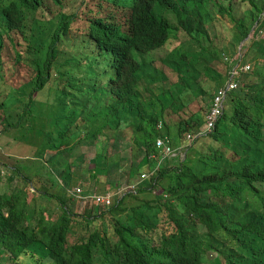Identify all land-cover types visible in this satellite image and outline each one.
Masks as SVG:
<instances>
[{"label": "trees", "instance_id": "16d2710c", "mask_svg": "<svg viewBox=\"0 0 264 264\" xmlns=\"http://www.w3.org/2000/svg\"><path fill=\"white\" fill-rule=\"evenodd\" d=\"M209 2L90 0L94 10L82 14L69 10L63 0H0V63L13 37L22 39L26 52L37 55L30 58L26 82L11 86L12 108L8 97L0 100V124L4 132L28 127L26 134H35L31 142L41 140L40 155L47 166L52 165L63 191L50 192L52 185L20 170L21 158L0 150V164L11 172L8 185L17 177L22 183L11 191L0 188V264H23L25 255L32 256L34 264H93L94 249L108 264H204L208 251L216 253V264L221 260L264 264V197L259 189L264 187V17L254 31L258 37L254 68L240 73L239 85L230 91L213 131L190 141L188 135L195 137L201 131L203 111L212 99L206 84L221 85L236 64L234 56L222 60L206 47L211 43ZM81 20L83 51L59 62V55L68 54L63 46L73 41L72 27ZM180 31L197 50L177 47L160 56ZM239 35L240 41L245 40L249 29L242 27ZM217 58L224 70L212 66ZM22 59L17 50L14 65ZM56 63L62 79L55 92L60 108L49 107L46 130L25 126V119L44 117L35 93L52 80L50 71ZM67 64L71 65L67 70L59 68ZM191 96L193 101L188 100ZM200 97L207 98V106ZM18 102L21 113L15 114ZM67 105L71 110L65 114ZM125 123L131 126L125 128ZM123 130H128L126 135ZM106 131L114 132L113 138ZM99 136L106 141L99 140L101 152L95 153L91 164L79 154L61 168L62 155L69 154L70 160L80 142L97 141ZM165 136L174 148L184 149L185 158L176 156L177 164L173 158L165 159L156 170L161 157L156 141ZM119 147L130 148L133 171H121V157L111 159ZM191 148L199 155L194 164L186 154ZM46 150L52 151L47 158ZM83 173L99 195L124 193L107 210L89 201L79 215L73 210L76 202L82 204L78 197L90 195L89 186L82 185ZM143 174L148 177L141 181ZM123 180L127 187L122 190ZM136 184L139 187L132 192ZM246 193L256 197L258 205L245 202ZM35 197L41 202L36 203ZM47 199H56L62 210L59 220L50 219L53 214L42 204ZM109 214L114 241L108 228L89 230L98 219L103 226ZM79 219L84 230L70 243Z\"/></svg>", "mask_w": 264, "mask_h": 264}, {"label": "rangeland", "instance_id": "374dc122", "mask_svg": "<svg viewBox=\"0 0 264 264\" xmlns=\"http://www.w3.org/2000/svg\"><path fill=\"white\" fill-rule=\"evenodd\" d=\"M90 0H85L84 3H82V0H63L64 3H68L66 6L68 7L69 10L71 11H80V13L83 14L84 11H89L92 12L93 6L88 5V2ZM264 6V0H210L209 2V14L211 15V22L208 23L207 25V32H208V37L209 41H211L210 44H208L206 47L207 48H212L214 52L217 53L218 58L219 56L222 57V60H225L226 57H233L236 54H238L239 49H241L242 53L244 54L243 59L241 60L242 64L249 63L251 64V69L254 68V63H255V56L256 52L253 50L255 49L254 47V42H256L258 39H256V36L254 35V31L257 27L258 21L262 20L264 17V13L261 15L260 11L262 10V7ZM225 11L226 14L222 15L221 12ZM244 22V23H243ZM244 27L246 30L249 29V36L247 39L240 41V29ZM72 34V39L69 44H66L63 46L65 53L68 54H62L59 55L58 61L59 62H64L67 57L73 56L76 52H81L83 51V35H84V29L82 28V20L79 22V24L74 25L71 30ZM262 36H264V31L262 33ZM14 42L13 44L9 41V47L7 50L5 49L2 52L1 55V69H0V100H3L8 97L7 102L11 103L12 98L10 97V91L12 90L11 86H16L18 87L22 82H26V80L29 77L30 74V67L28 66V63L30 64V58L31 61L36 58L37 55L34 54V52H26L25 48V43L22 41L21 38L19 37H13ZM195 42L191 40L183 31H180L177 33L176 36L170 38L168 41L166 47L164 48L163 51H161L159 54L162 56L166 51H172L177 47H183L186 50H189L187 52H190L192 50H197L195 49L196 46L194 44ZM210 48V50H211ZM19 51L22 56V63L18 64L17 66L14 65V60L16 58V51ZM211 50V51H212ZM236 53V54H235ZM73 54V55H71ZM78 56V55H77ZM83 58V56H82ZM213 61L211 64L212 66H215L217 69L222 68L221 62L218 61ZM263 61V60H261ZM69 65V64H67ZM64 65L62 67H59L61 70H67L71 65L67 66ZM57 67L58 63L54 65V68H52V80H50L47 85L45 86L44 89L37 91L35 93V100L37 102L40 101V103H36L38 107H41L39 109H42L44 112V117H40L38 120V117H36V120L33 118L25 119L23 122L25 126H30L33 128H44L46 130L47 123L46 120V115H48L50 106L53 107V111L58 108H60L58 105V96H55L56 88L62 81V79L59 77V73L57 72ZM165 69L167 67L165 66ZM249 69V71L251 70ZM168 70V69H167ZM224 70V68H222ZM169 71V70H168ZM170 72V71H169ZM172 77L173 74L172 72L169 73ZM243 78V75H241ZM227 82V81H226ZM206 79L202 81L203 86H205ZM212 84H206L207 88H210V92L212 93L213 90L215 89V86L211 88ZM13 92V91H12ZM230 93V92H229ZM10 95V96H9ZM62 96V93H60ZM17 96V95H15ZM229 98V95H228ZM227 98V101H228ZM189 101H193L194 98L193 96L189 97ZM199 101L202 103V105L207 106V98L206 97H200ZM227 101H226V107H227ZM45 102V103H41ZM11 108L14 105V103L10 104ZM10 107V106H9ZM21 104L18 102L13 108L15 114H20L21 113ZM36 106L34 107V109ZM71 110L70 106L67 105L65 107V114L69 113ZM226 110V109H225ZM204 110V114H205ZM37 116V113H35ZM87 116H91V113L86 114ZM94 118V117H93ZM92 118V120H93ZM42 120V123L40 122ZM91 120H88V124L90 123ZM2 128L0 129L3 131L2 132V139L0 140V150L5 151V154L8 156L12 157H19L22 160H20V165H21V171H31V178L34 177L35 180H41L42 183H48L52 185V193H62V184L60 181L57 180L56 175L52 172V165L49 164L47 166L43 160V156L40 155V148L39 143H41V140H36L35 142H31L33 138L32 136H35V134H26L29 128H25L24 130H21V126H19L16 131H5L3 125L0 124ZM131 125L125 123V128L129 127ZM204 123L201 125V128H203ZM19 133V135H16L15 132ZM124 131V130H123ZM34 132V131H33ZM45 132V131H44ZM126 132L128 130H125L123 133L126 135ZM26 134V135H25ZM128 134V133H127ZM25 135V137L23 136ZM114 132H108L106 131V136L113 138ZM23 136V138H22ZM171 136H174L173 134ZM22 138V140H21ZM129 137L127 136V139ZM16 139H19V142H16ZM99 140L101 142L106 141L105 137L99 136L98 140L94 141H88V142H80V145L77 148V151H75L74 157L69 160V154H64L63 156V162L62 158H59L61 160L62 165L61 168L65 169L67 168V165L70 161H73L79 154H85L86 156V163L91 164L92 159L95 155V153L101 152V148L99 145ZM129 140V139H128ZM31 142V143H30ZM208 143V142H207ZM207 143H204L206 145ZM191 145V143L189 144ZM202 145L200 142L197 143V147ZM105 152L108 153V149L106 148V145L104 147ZM45 152V150H44ZM47 154L45 158L49 157L50 154H52V151L46 150ZM180 157L182 160L185 158V153L184 151H178ZM177 153V152H176ZM186 154H188V159L191 158V161L193 164L196 163V159L198 158V150L195 148H191L186 151ZM121 157L123 163H122V172H128L130 169H132V160H131V151L130 148H125V149H120L119 151L115 152L114 155L111 156V159L119 160ZM171 157V156H168ZM167 157V158H168ZM172 159V158H171ZM6 160V159H5ZM169 160V158H168ZM165 161V160H164ZM163 161V162H164ZM163 162L160 164L162 166ZM174 164L178 163V158L173 157V162ZM171 163V164H172ZM191 164V163H190ZM0 168L2 169V183H1V190L2 192L6 189L8 191H11L14 189V187H21L22 183L18 180V177L16 178L15 182L12 183V185H8L6 177L11 175V172L9 169L0 164ZM121 169V168H120ZM147 171V170H145ZM144 171V172H145ZM121 172V173H122ZM83 176V181L82 185L83 186H89V190L87 191L90 195L92 194H98L95 193L94 189V183H89L86 177V174H82ZM122 176H125L122 174ZM78 183L75 185V188H79ZM100 187H103L102 185H99ZM127 187L126 185V180L122 181V190ZM263 195L261 194L262 197H264V187L259 188ZM97 190V189H96ZM106 190V189H103ZM124 193L121 191L113 192L112 194H118L117 196H114V201L112 200V203L107 204L103 208V210H107L110 208L114 203L116 198L120 197V195ZM160 191H157V195H159ZM120 194V195H119ZM39 195V194H38ZM42 196V195H40ZM32 197V195H31ZM156 197V194L153 196H139V198H154ZM39 197H35V202L40 203L41 201L38 199ZM244 201L247 203H250L253 206L258 205L259 201L256 197L253 195H250L246 193L243 197ZM49 202H42L43 206L47 208V211L50 214H53L50 219L53 220H59L60 216L62 214V210L60 209L56 199H47ZM133 200V199H131ZM82 202V200H80ZM90 199H87L84 201L83 204L75 203V207L73 210L79 213V215L82 214L83 208L86 203H88ZM134 201V200H133ZM138 201H134V204H138ZM80 222H76V235H70L69 241L70 243H74L76 241V238L78 234H81L84 230L83 226L81 225L83 222L81 219H79ZM80 223V224H77ZM105 228H108V233L114 241L116 237L113 234V218L112 215H108V218L103 220V226L101 223V220H95L92 225L90 226L89 230H104ZM201 231L205 230L204 228L200 229ZM231 243V242H229ZM206 257V262L204 264H216L214 257H216V253L214 251H208ZM23 264H34V258L30 255H25L24 257L21 258ZM46 262L47 259H45ZM93 264H108L107 261L104 259V256L102 255L101 252L97 251V249H94V258H93ZM221 264H225L224 260H221Z\"/></svg>", "mask_w": 264, "mask_h": 264}, {"label": "built area", "instance_id": "2783aa9c", "mask_svg": "<svg viewBox=\"0 0 264 264\" xmlns=\"http://www.w3.org/2000/svg\"><path fill=\"white\" fill-rule=\"evenodd\" d=\"M229 59L226 57V60ZM236 60V64L231 67L230 71L227 72V78L221 85L215 87V89L212 92V99L210 102V106L205 113L204 117V126L201 128V131L194 137L193 135H188L187 139L192 141L195 138H198L200 136H204L210 132L213 131L215 128V124L218 121V119L221 117L222 114H224V111L226 109V101L229 95V92L231 90H234L239 85V75L241 72L248 71L251 69V64L245 63L242 64L241 59L234 58ZM227 81V82H226ZM2 139V130L0 129V140ZM156 145L158 149L161 151V157L159 159L158 166L156 170L161 166L160 164L165 159H171L173 157L178 156L179 150H184L182 147L176 149L172 146L171 139L167 136L160 137L156 141ZM177 152V153H176ZM171 156V157H168ZM168 157V158H167ZM148 177L147 174H143L142 178H140L141 181L146 180ZM139 185H133L130 189L132 192L136 191V188H138ZM78 193V190H77ZM77 193L75 195H77ZM78 196V195H77ZM114 194L109 193L106 195H99V194H92L89 196H79L78 199L82 200V204L85 200L90 199V203H92L94 206H107V204L112 203V200H114Z\"/></svg>", "mask_w": 264, "mask_h": 264}, {"label": "clouds", "instance_id": "9594fccd", "mask_svg": "<svg viewBox=\"0 0 264 264\" xmlns=\"http://www.w3.org/2000/svg\"><path fill=\"white\" fill-rule=\"evenodd\" d=\"M249 36V35H248ZM261 37H263L264 38V36H261ZM248 38V37H247ZM246 38V39H247ZM256 39H258V37L256 36ZM238 57V59H237V61L239 60V59H241V57H242V59H243V57H244V54L242 53V51H241V49H239V52H238V54H236L235 56H234V58H237ZM249 71V70H248ZM244 72H247V71H244ZM226 80V79H225Z\"/></svg>", "mask_w": 264, "mask_h": 264}, {"label": "crops", "instance_id": "0c3cea01", "mask_svg": "<svg viewBox=\"0 0 264 264\" xmlns=\"http://www.w3.org/2000/svg\"><path fill=\"white\" fill-rule=\"evenodd\" d=\"M179 148V147H178Z\"/></svg>", "mask_w": 264, "mask_h": 264}]
</instances>
